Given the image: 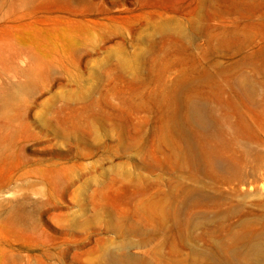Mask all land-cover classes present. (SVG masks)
Segmentation results:
<instances>
[{
    "label": "rangeland",
    "instance_id": "rangeland-1",
    "mask_svg": "<svg viewBox=\"0 0 264 264\" xmlns=\"http://www.w3.org/2000/svg\"><path fill=\"white\" fill-rule=\"evenodd\" d=\"M263 47L264 0H0V264H96L118 249L116 200L124 210L127 192L167 178L154 158L162 119L141 97L220 84L196 93L220 97L264 156ZM263 170L238 191L264 218ZM139 176L150 186L129 187Z\"/></svg>",
    "mask_w": 264,
    "mask_h": 264
},
{
    "label": "bare ground",
    "instance_id": "bare-ground-1",
    "mask_svg": "<svg viewBox=\"0 0 264 264\" xmlns=\"http://www.w3.org/2000/svg\"><path fill=\"white\" fill-rule=\"evenodd\" d=\"M177 40L185 42L186 37ZM233 40L242 46L250 36L245 41L237 33ZM219 85L190 78L183 86L188 91L184 98L178 97V86H169L166 93L157 91L148 99L140 98L139 108L148 101L158 107L162 129L155 134L154 158L167 178H161L163 189L158 192H127L124 210L116 200L115 230L122 241L117 250L104 249L94 263L264 264V218L245 211L247 194L244 197L238 191L239 186L248 185V178H255L264 169V156L258 143H251L248 137L239 141L220 97L196 93L197 86L212 92ZM251 85L239 83V89L246 96L257 93V87ZM246 128H251L248 121ZM137 149L141 154V148ZM148 160L146 156L143 161L146 167ZM123 173L116 176L118 183L126 180ZM141 184L150 186L139 176L131 179L129 187ZM261 187L264 192V185ZM138 196L141 201L134 204ZM151 240L159 241L151 257L131 254L130 249ZM165 247L167 254L163 252ZM182 252L187 258L181 256Z\"/></svg>",
    "mask_w": 264,
    "mask_h": 264
}]
</instances>
